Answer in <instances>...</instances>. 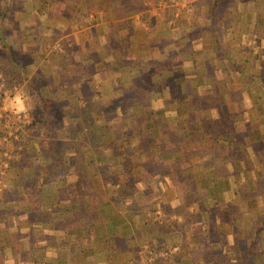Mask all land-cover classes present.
<instances>
[{"label": "crops", "instance_id": "0c3cea01", "mask_svg": "<svg viewBox=\"0 0 264 264\" xmlns=\"http://www.w3.org/2000/svg\"><path fill=\"white\" fill-rule=\"evenodd\" d=\"M45 1L0 0L3 106L30 109L16 81L37 71L33 50L71 45L72 72L94 69L89 99L136 112L123 137L140 146L93 152L90 135L79 158L25 115L40 149L5 170L0 264H144L146 247L175 256L152 264H264V0ZM64 57L40 64L69 74Z\"/></svg>", "mask_w": 264, "mask_h": 264}, {"label": "rangeland", "instance_id": "374dc122", "mask_svg": "<svg viewBox=\"0 0 264 264\" xmlns=\"http://www.w3.org/2000/svg\"><path fill=\"white\" fill-rule=\"evenodd\" d=\"M32 1L34 2V0ZM228 1L229 0L226 2ZM45 2V0H40V3L44 4L43 11H46V8H48V4ZM74 34L75 29H73V31H65L63 34L64 37H72V39L66 40L65 42L69 41L70 44H75ZM77 35L82 36L81 33H77ZM70 47H65L62 43H58L47 48L41 47L38 50L32 51L33 54L31 60L34 62L32 67L33 69L36 67L37 71L31 73L29 69H26V71H29L27 76L30 77V79L27 78L25 80L28 83H25L22 75L18 78V81H16L17 84H20L18 86L21 87V85H25L27 87V94L19 96L22 99L28 98L31 104L30 109L19 110L15 107L10 108V106L4 108V103H2L4 101L0 96V163L5 161L10 164L11 161L12 163H18L19 160L24 158V153H26L28 149L31 151H37V149H40V146H37V144L39 143V140H42L40 137L45 138V136H51L55 139L54 144L51 146L53 149L59 150L61 148L62 150H65L64 148L70 149L71 146H74V152L78 154L77 157L83 159L90 151L88 146L92 147V142L90 141L91 136H99L96 146L92 147L93 152H102L105 146H110L113 152L121 154L128 153L130 155L134 151L133 148L135 145L137 147L140 146V144L134 142H130L129 144V140L127 141V138L125 140L123 137L125 135L128 136L130 130H132V133L136 130L132 127L136 125V112H133V110L119 111L107 109L102 97L94 99L92 96V98L89 99L90 94L88 92L91 91V93H93V90L95 89L94 83L89 76V73L93 72L94 69H91V72L88 71L81 76L72 72L75 70V55L73 53V51L75 52V47H71L72 49ZM56 49L59 51L57 54L54 53V50ZM48 56H53V60L62 56H65L64 58L67 57L68 63L65 66L72 67L69 74L68 70L66 73L60 72L58 68L59 63L57 61L53 65H50L48 70L45 71L43 65H41L42 63L40 64V60H43L44 57L46 58ZM6 64L7 63H3L2 65L4 69H6L5 67L8 65ZM55 86H63L62 90L65 92L63 94H58L54 91ZM71 89L75 90V92L78 91V94H73V96L66 95L70 94L68 92H70L69 90ZM136 92L137 91L132 90L129 96L126 95L124 97H141L140 94ZM8 97H10V95H8ZM119 101L120 100L113 101L110 106L114 108ZM118 106H120L119 103ZM33 112L35 113V118ZM28 114L32 116L33 123L37 126L35 134L39 138L36 143L32 142L31 144L29 139L26 136H23V132L21 131V126L24 125L25 121L24 116ZM120 116H122L123 119H120ZM105 123H111L110 128L108 126L104 127ZM101 134H112V136H114V134H119V138H116L115 141L104 143V137H101ZM72 136L75 137V142L71 140ZM57 137L58 142H56ZM78 144H80V146L82 144V150L80 153L76 150L78 149ZM30 145H32V148ZM27 146H29V148ZM14 152H16V156H14ZM9 156L11 159L7 160ZM6 169H4V173ZM4 173H0V180L3 182V184H0V187L5 186L6 184ZM145 249L142 258L144 264H152L157 258H162L159 262L162 260L167 261V259L169 260L173 256L169 254L171 251H168L167 249H158L157 251L148 247ZM204 257L207 258L206 261L214 262L215 260L214 256H211L210 254L205 255ZM243 257L244 255L242 258ZM192 261L195 260L193 259ZM235 262H237V260H235L233 264H236ZM239 262L244 264L245 259L238 261L237 264ZM216 264H232V260L226 257L220 262L216 260Z\"/></svg>", "mask_w": 264, "mask_h": 264}, {"label": "built area", "instance_id": "2783aa9c", "mask_svg": "<svg viewBox=\"0 0 264 264\" xmlns=\"http://www.w3.org/2000/svg\"><path fill=\"white\" fill-rule=\"evenodd\" d=\"M6 106L7 105H5V106H3L4 108H6ZM0 142H1V134H0ZM5 155H7V154H5ZM11 159V157L9 156L8 158H7V160H10ZM9 162H7V161H5V162H2V163H0V173L1 174H3L4 173V169H6L8 166H9ZM0 184H3V182L0 180Z\"/></svg>", "mask_w": 264, "mask_h": 264}, {"label": "trees", "instance_id": "16d2710c", "mask_svg": "<svg viewBox=\"0 0 264 264\" xmlns=\"http://www.w3.org/2000/svg\"><path fill=\"white\" fill-rule=\"evenodd\" d=\"M35 113L33 112V116H34V118H35V115H34ZM240 141H238L237 142V144L239 143ZM244 264H250V263H248V262H245Z\"/></svg>", "mask_w": 264, "mask_h": 264}]
</instances>
